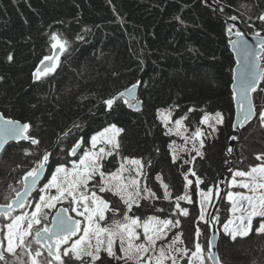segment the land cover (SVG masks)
I'll use <instances>...</instances> for the list:
<instances>
[{"label":"trees","instance_id":"obj_1","mask_svg":"<svg viewBox=\"0 0 264 264\" xmlns=\"http://www.w3.org/2000/svg\"><path fill=\"white\" fill-rule=\"evenodd\" d=\"M261 13L264 0H0V113L29 122L31 134L41 141L39 147L21 142L3 151L0 192L6 194L0 198V205L14 197V190L22 188V177L38 154L53 152L51 167L57 161L71 160L66 153L76 139H87L115 123L124 129L119 137L120 156L140 159L147 166L150 188L156 192L153 180L159 174L172 193L171 200H164L163 190H157L159 199L152 204L150 200L141 201L135 215L181 219L174 215L173 202L185 192L183 174L189 168L205 181L202 187L212 186L221 174L224 179L228 177L229 167L246 166L258 154H264V127L258 115L264 108V91L260 90L264 82L252 93L256 118L240 134L232 132L234 58L227 32L229 17L236 16L241 30L260 31L264 36V23L256 19ZM52 32L62 34L69 49L60 55L53 74L34 81L36 67L44 56L51 55ZM78 35L83 39H77ZM134 84L142 101L139 112L130 111L123 99L106 110L103 100ZM189 108L195 110L189 113ZM155 109L170 110L173 118L188 114L185 123L193 132L203 113L219 111L225 123L218 127L214 140L206 141L203 159L197 157L193 165L174 163L166 150L170 138L162 135L160 123L154 118ZM70 128L73 134L57 145L58 137ZM234 135L237 142L226 154ZM25 149L31 154L25 155ZM116 158L104 161L107 170L116 167ZM189 179L193 184L188 194L194 203L189 205L190 215L182 225L192 242L198 210L195 181L192 176ZM106 197L113 201L112 207L120 209L116 217L107 214L104 222L110 223L124 209L109 194ZM200 228L203 232L198 242L206 256L210 227ZM217 228L219 231V223ZM217 254L221 264H264V234L230 242L219 234ZM7 262L15 264L11 258ZM103 264L117 262L103 255Z\"/></svg>","mask_w":264,"mask_h":264},{"label":"snow or ice","instance_id":"obj_2","mask_svg":"<svg viewBox=\"0 0 264 264\" xmlns=\"http://www.w3.org/2000/svg\"><path fill=\"white\" fill-rule=\"evenodd\" d=\"M229 19L236 20L237 17L231 16ZM256 19L264 23V13ZM227 32L230 36H235L230 43L240 57L237 61L240 65L239 75L234 77L238 79V84L233 90V100L239 113L238 124L242 128L257 115L252 93L256 92L264 82V66L261 64L264 62V36L260 31L254 32L255 45H253L244 39L242 31L234 30V25H229ZM77 39L82 40L83 37L78 35ZM50 44L51 55L44 56L40 61L43 70L38 67L33 72L34 81H41L53 74L60 64V55L67 52L70 46L62 34L57 32L50 34ZM8 59L12 60V56L9 55ZM136 87L137 85L134 84L131 88L103 100L106 110H112L121 99L130 108H135L128 97L132 96ZM260 90L264 91V89ZM194 110L189 108L188 111L191 113ZM258 115L261 126L264 127V108ZM157 118L166 128L165 135L180 136L184 140L182 145H177L175 141L169 144L174 163L181 158L180 153H195L194 156L184 160L185 164L193 163L197 157L204 158L206 139L217 132V126L225 123V117L221 112L217 111L214 115L205 113L199 123L207 126L210 131L206 134L197 127L188 136L185 135L188 128L184 124L188 118L187 114L172 121L170 110L158 109ZM170 124L173 126L170 127ZM233 126L235 128L236 124L234 123ZM31 127L29 122L22 123L0 115V151H4L10 141H26L39 147L41 141L31 134ZM73 128L79 129L80 126L73 125ZM123 132V128L112 123L87 139L84 136L79 137L66 153L73 159L57 161L54 169L50 164L53 152L44 150L42 154H38L34 166L22 177V190H14V198L0 205V218L6 221L0 228V237H2L0 261L8 264L5 255L8 254L16 258L15 264H70L72 261L76 264H97V262L103 264L102 254H106L117 264L120 261L124 264H180L182 260L186 264H206V260L213 259L216 264H221L212 251L214 247L212 238L208 239L205 256V249L198 242L202 235L199 227L196 228V241L192 248L181 246L184 244L182 232H177L166 243H159L166 241L169 232L173 229L181 227V221L156 215L145 218L135 215L134 206L142 207L141 200H155L159 197L146 185L141 188L140 177L145 176L142 161L120 156L119 137ZM72 134V128L62 133L58 137L57 145ZM230 139L236 140L237 136L234 135ZM189 143L190 148L187 147ZM61 151L64 149L61 148ZM231 152L232 148H228L226 154ZM30 154L29 150L25 149V155ZM109 157L120 158L119 167L115 171L106 168L104 161ZM256 160L260 163L250 166L247 171L229 167L231 179L227 181L228 189L239 188L244 191L227 190L226 197L225 190L220 186L221 182L208 186L206 191L201 189L200 185L205 181L189 168L188 172L183 174L186 181L185 192L175 198L174 215L183 217L190 215L187 208L181 207L180 201L194 203L188 194V188L193 184L189 179L191 175L196 177L195 185L197 195L200 197V213L197 218L199 221L208 227L219 223L223 236L232 241L237 238H247L253 232L264 234V154H258ZM148 163L151 164V161ZM225 163L230 162L226 160ZM46 169L50 170V176L46 177L47 182L38 188L40 177L44 175ZM133 172L135 176L132 175ZM126 173L128 175H125ZM156 179L164 190L163 199L171 200L169 185L163 182L159 174ZM34 192L38 199L30 200L29 197ZM108 193L117 197L125 210L122 217L113 218L110 223L102 224L107 220L109 212L113 217L120 212L119 208L112 207L113 201L106 198ZM213 195L217 198H226L231 205L230 215L223 221L218 215L207 212ZM64 204L67 206L57 207ZM25 208L32 210L13 214L17 209ZM53 209L55 213L51 214ZM157 211L164 210L157 209Z\"/></svg>","mask_w":264,"mask_h":264},{"label":"rangeland","instance_id":"obj_3","mask_svg":"<svg viewBox=\"0 0 264 264\" xmlns=\"http://www.w3.org/2000/svg\"><path fill=\"white\" fill-rule=\"evenodd\" d=\"M256 32V31H255ZM245 33H249V35H253V33L254 32H252V33H250L249 31L248 32H246L245 31ZM262 64H263V66H264V62H262ZM205 113H203L201 116H200V118H199V120H198V122H197V127H200L206 134L210 131V129H208L207 128V126H205V125H200V123H199V121H200V119L202 118V116L204 115ZM208 114H210V115H214L215 113H208ZM184 116H185V114H184ZM187 117H188V114H187ZM154 118L156 119V121H158L159 123H160V127H161V130H162V135L163 136H166L167 138L169 137L170 139H169V141H167V143H166V150H167V152H168V154H169V156H170V159L171 160H173L172 159V153H171V151H170V149H169V144H171L173 141H175V143L177 144V145H182V144H184V140L182 139V137H180V136H176V135H171V136H168V135H165V131H166V128H165V126H164V124L161 122V120L160 119H158L157 118V110L155 109L154 110ZM176 119H179L178 117L177 118H173V113L171 112V120L172 121H175ZM260 120V119H259ZM186 121V120H185ZM185 121H184V124H185V126L188 128V131L185 133V135H188V136H190L191 135V133L193 132V131H191L190 130V126L188 125V124H186L185 123ZM170 127L171 126H173L172 124H170L169 125ZM220 126V125H219ZM219 126H217V128L219 127ZM196 129V128H195ZM217 134H218V130H217V132L216 133H214L213 134V136L212 137H209L208 139H206V141H211V140H214L216 137H217ZM91 136V135H90ZM89 136V137H90ZM205 141V143H207ZM237 142V141H236ZM235 142V143H236ZM10 145H14V144H9L8 146H10ZM7 146V147H8ZM235 146V145H234ZM187 147H191V144L189 143L188 145H187ZM5 149H6V147H5ZM4 154V153H3ZM3 154L1 155V157H0V160L3 162V160H5V156H3ZM195 155V153L194 152H190V153H180V159L179 160H177V162H180V161H182V162H184V160H186V159H189L190 158V156H194ZM116 160V162H117V164H116V167L114 168V167H112L111 169V171H115L118 167H119V164H120V158H116L115 159ZM36 160H32L31 161V163H30V166L31 167H33L34 166V162H35ZM258 163H260V161H257V160H255L253 163H250V164H248V165H243V166H240L239 168H237V169H239V170H244V171H247L249 168H250V166H255V165H257ZM194 164V162L193 163H191V165H193ZM55 166L56 165H53L51 168L52 169H54L55 168ZM70 166V165H69ZM148 166H149V164H148ZM108 169H110L109 168V166H108ZM235 170V169H234ZM49 171V172H48ZM144 173H145V176H141L140 177V185H141V188H143L145 185L147 186V187H149L150 188V186H149V184H148V181H147V166H145L144 167ZM125 175H128L127 173L125 174ZM132 175L133 176H135V173L133 172L132 173ZM48 176H50V170H47V177ZM157 176V175H156ZM156 176H154V180H153V182H154V185H155V189H157L158 191L159 190H163V188H161V186H160V182L159 181H157V179H156ZM190 177H191V175H189ZM221 177L223 178L224 177V175L223 174H221L220 175V177L218 178L219 180H218V182H223L224 181V183H225V197H226V192H227V190H232V191H241V192H243L244 190L243 189H239V188H233V189H228V186H227V181H229L230 179H231V173L229 172V174H228V177L226 178V179H222L221 180ZM192 178L194 179V181L196 180V177H193L192 176ZM47 182V180H46V178H45V180H44V182L43 183H46ZM43 183L39 186V187H42V185H43ZM209 186H211V185H209ZM38 187V188H39ZM200 188L201 189H203V190H207V188H208V186H206V187H202V184L200 185ZM152 189V188H151ZM157 190H156V192L154 191V189H152V191L153 192H155L156 193V195H157ZM6 192L8 191V190H5ZM163 192H164V190H163ZM5 194L6 193H4V192H0V198L1 197H5ZM111 197H112V199L117 203V204H119L120 205V208H122V209H124V205L119 201V199L117 198V197H114V196H112L111 195V193H108ZM101 195H105V194H101ZM7 196V195H6ZM34 196L36 197V199H38V196L36 195V193H34ZM214 196L215 195H213V199H212V201H211V204L209 205V207H208V209H207V212L210 214V210H211V207H212V204H213V200H214ZM107 198V197H106ZM108 199V198H107ZM194 199H195V201H196V207H197V210H198V213H197V216H196V218H195V221H194V231H193V234H192V242L190 241V239H189V231L187 230V229H185L184 228V225H182V220L183 219H185L186 217H183V216H179L181 219H179L180 221H181V227H179V228H175V229H173L171 232H169V234H168V237H167V240L166 241H162V242H159V243H166L168 240H171L172 239V237L177 233V232H182V239L184 240V244L183 245H181L182 247H189V248H192V246H191V244H193L195 241H196V237H195V231H196V228L197 227H201V225H205L203 222H201V221H199L197 218H198V216H199V213H200V203H199V201H200V197L197 195V189H196V187H195V193H194ZM150 200V204H152L153 203V201L154 200H152V199H149ZM148 200V201H149ZM141 201H143V200H141ZM141 203V202H140ZM173 210L175 211V205H176V200H174V202H173ZM191 203H188V202H186V201H180V205H181V207L182 208H187L188 209V211L190 210V208H189V205H190ZM3 205V204H2ZM223 205V206H222ZM220 206L222 207V209H221V213L220 214H217L219 217H220V219L223 221V220H225V219H227L228 217H229V215H230V212H229V209H230V207H231V205L228 203V201H227V199L226 198H222V201H221V203H220ZM134 209H137L135 206H134ZM32 210V208H25V209H23V211H31ZM125 210V209H124ZM124 210H121V212H122V215H123V211ZM22 211V212H23ZM72 215H74V214H72ZM122 215L120 216V217H122ZM151 215H153V214H149L148 216H151ZM157 216V215H156ZM119 217V218H120ZM160 217V216H159ZM167 218H169V219H173V218H170V217H167ZM102 224H107L106 222H102ZM218 224V223H217ZM258 226V225H257ZM201 229V228H200ZM203 232V231H202ZM219 234H220V236L223 238V239H225V240H228L229 242L230 241H232V240H230L228 237H225V236H223V233H222V229H221V225L219 224ZM252 234H256L255 232H253ZM251 235V234H250ZM258 235V234H257ZM2 238V237H1ZM248 238V237H247ZM218 240H219V237H218ZM218 242V241H217ZM119 254V253H118ZM8 258H12V256H10V255H8V254H5ZM102 255H104V256H106L107 257V255L106 254H102ZM107 258H109V257H107ZM109 259H111V258H109ZM111 260H113V259H111ZM113 261H115V260H113ZM121 263H123L124 264V262L123 261H120ZM180 264H186V262L184 261V260H182V261H180ZM206 264H210V262L209 261H207L206 260Z\"/></svg>","mask_w":264,"mask_h":264},{"label":"water","instance_id":"obj_4","mask_svg":"<svg viewBox=\"0 0 264 264\" xmlns=\"http://www.w3.org/2000/svg\"><path fill=\"white\" fill-rule=\"evenodd\" d=\"M229 23L231 25H234L240 31H242L240 29V24H239V21L237 19L236 20H230ZM242 32L244 33V39H246L250 44L255 45V37L253 35L246 34L244 31H242ZM228 36L232 38L231 40H234L235 39V36L234 35H231L230 36L228 34ZM229 49H230V51H231V53L233 55V58H234V67L232 69V83H231V87H230L231 94H232L233 107H234V114H233V121H232V132L234 134H240V132L242 130H244L249 124H251L253 122V120L256 118V115L252 118L251 121H249L247 124H245L244 127L241 128L239 126V124H238L239 113H238V110L236 108V102L233 100V90H234V88L238 84V79L237 78H234V77H238V75H239L240 65L237 63V61L240 59V57H239L238 53L233 49V46L230 43V41H229ZM45 63H47V62H45ZM38 67H40V69L43 70V65H40V63H39L38 66L36 67L35 71L37 70ZM133 97H134V99H133ZM128 99H129L130 102H134L133 105H135V108H130L129 107L131 111L138 112V111L141 110L142 101L138 99V86L133 90L132 96L128 97ZM137 101H139L140 103H137ZM0 115H2V114L0 113ZM6 119H9V118H6ZM234 123L236 124V127L235 128L233 126ZM21 142H26V141H20V142L10 141L5 147H7L11 143L12 144H18V143H21ZM235 142H236V140L230 139L229 144H228V147L229 148H233L234 145H235ZM2 152L3 151H0V154ZM47 170L48 169H46L44 175H42L40 177V181L38 182L37 187L44 181V179H45V177L47 175ZM222 179L224 180V177L223 178L221 177V180ZM220 186H221L222 189L225 190V183H224V181L220 184ZM21 190H22V188H21ZM224 194H225V192H224ZM221 201H222V198H217V197L214 196V200H213V204H212V207H211V210H210V214H216L217 213V211L219 210ZM18 210H20V209H17L16 211H18ZM218 237H219V231H218V228H217V224H215L214 226L210 227V237L209 238H212L213 239V245H214V247H213L212 251L216 254V257H218V254H217V241H218ZM209 262H210V264H216L215 259H213L212 261H209Z\"/></svg>","mask_w":264,"mask_h":264},{"label":"flooded vegetation","instance_id":"obj_5","mask_svg":"<svg viewBox=\"0 0 264 264\" xmlns=\"http://www.w3.org/2000/svg\"><path fill=\"white\" fill-rule=\"evenodd\" d=\"M127 108L130 110V108H129V106L127 105ZM131 111V110H130ZM13 198V197H12ZM11 198V199H12ZM10 199V200H11ZM32 199H36V197L35 196H32L31 198H30V200H32ZM10 200H8V202H10ZM7 202V203H8ZM61 206H64V207H66L67 206V204H64V205H57V207H61ZM23 211V209L22 210H19V211H16L15 213H13L14 215H16V214H19V213H21ZM55 213V209H53L52 210V212H51V214H54ZM4 223H6V221H4L2 218H0V228H2L3 227V224ZM0 239H2L1 237H0ZM34 247H35V245H34ZM45 255H46V253H45ZM7 257V256H6ZM15 257H12L11 259H13V263H15V261H16V258L14 259ZM7 259H9L8 257H7ZM26 259V258H25ZM72 262H74V261H72ZM74 263H76V262H74Z\"/></svg>","mask_w":264,"mask_h":264},{"label":"bare ground","instance_id":"obj_6","mask_svg":"<svg viewBox=\"0 0 264 264\" xmlns=\"http://www.w3.org/2000/svg\"><path fill=\"white\" fill-rule=\"evenodd\" d=\"M243 31V30H242Z\"/></svg>","mask_w":264,"mask_h":264}]
</instances>
